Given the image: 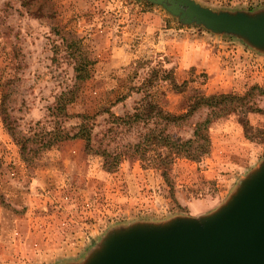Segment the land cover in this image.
<instances>
[{"label":"rangeland","instance_id":"1","mask_svg":"<svg viewBox=\"0 0 264 264\" xmlns=\"http://www.w3.org/2000/svg\"><path fill=\"white\" fill-rule=\"evenodd\" d=\"M195 1L264 9V0ZM78 63L88 76L76 84ZM62 92L72 99L67 116L52 115ZM3 94L12 124L29 139L20 146L0 114V264L78 263L111 228L208 213L264 159V53L181 24L147 0H0V105ZM222 94L241 99L211 121L209 152L176 157L165 172L152 152L138 159L126 151L108 169L80 137L41 147V136L72 134L76 114L87 113L94 148L125 151L152 124L124 125L108 112L131 114L150 97L179 114L198 97ZM207 113L202 106L168 130L187 138Z\"/></svg>","mask_w":264,"mask_h":264},{"label":"water","instance_id":"2","mask_svg":"<svg viewBox=\"0 0 264 264\" xmlns=\"http://www.w3.org/2000/svg\"><path fill=\"white\" fill-rule=\"evenodd\" d=\"M147 1L181 24L238 37L264 53V9L228 11L195 0ZM67 264H264V159L212 211L111 228L81 262Z\"/></svg>","mask_w":264,"mask_h":264},{"label":"trees","instance_id":"3","mask_svg":"<svg viewBox=\"0 0 264 264\" xmlns=\"http://www.w3.org/2000/svg\"><path fill=\"white\" fill-rule=\"evenodd\" d=\"M73 71L75 74L76 84L82 81L88 76V68L82 64L78 63L73 66ZM0 105V114L2 116V121L4 126L8 130L9 134L14 138V140L23 146L25 141L29 138L24 137L19 134L15 129V125L12 124L7 112L5 111V94ZM241 97L236 94H222L214 95L210 97H198L196 98L187 108L185 112L175 114L164 110L159 106L152 98L149 97L147 100L140 101L139 106L136 108L135 112L131 114H125L123 116L114 115L111 112L108 115L117 120L121 124L126 125V122L131 125L134 122L143 121L144 124L151 123L144 134L143 138L133 144H129L127 150L110 151L109 149L103 147L94 148L93 137L91 136L92 122L89 121L90 115L87 113H78L76 116L79 117V123L77 125V130L72 134H69L66 130L56 129L51 131L50 136H41V147H46L55 141L60 139L83 138L85 142V148L88 151L100 154L104 158V164L108 169H114L119 163L121 157L124 158L126 151L129 152L130 156H134L138 159H144L149 152L156 153V158L153 161V165L158 168H162L165 172L166 165L173 161L176 157H185L191 160H198L205 154L209 152L211 141L208 134L211 121L219 116L230 113L235 108V103L240 100ZM72 99L67 96L66 92H62L57 96L55 104L52 108V115H62L67 116V105ZM206 107L208 113L206 116L192 124L191 135L187 138L174 137L170 134L168 128L171 126H178L184 122L188 117L198 108ZM126 148V147H125Z\"/></svg>","mask_w":264,"mask_h":264},{"label":"crops","instance_id":"4","mask_svg":"<svg viewBox=\"0 0 264 264\" xmlns=\"http://www.w3.org/2000/svg\"><path fill=\"white\" fill-rule=\"evenodd\" d=\"M196 41H198V40H196ZM190 53L191 52L188 50V51L185 52V55L184 56L185 57H189L190 56ZM184 59L186 60V58H184ZM196 61H197V62H195L196 65H198V66H204V63H203L204 60H201L200 61L199 59H197Z\"/></svg>","mask_w":264,"mask_h":264}]
</instances>
